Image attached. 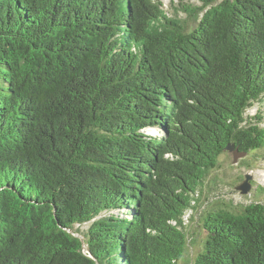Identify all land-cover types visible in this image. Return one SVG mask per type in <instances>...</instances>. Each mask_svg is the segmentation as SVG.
Masks as SVG:
<instances>
[{
	"label": "trees",
	"instance_id": "16d2710c",
	"mask_svg": "<svg viewBox=\"0 0 264 264\" xmlns=\"http://www.w3.org/2000/svg\"><path fill=\"white\" fill-rule=\"evenodd\" d=\"M212 2L189 29L159 0H0V264L180 259L205 173L264 148V0ZM200 225L193 264H264V204Z\"/></svg>",
	"mask_w": 264,
	"mask_h": 264
},
{
	"label": "rangeland",
	"instance_id": "374dc122",
	"mask_svg": "<svg viewBox=\"0 0 264 264\" xmlns=\"http://www.w3.org/2000/svg\"><path fill=\"white\" fill-rule=\"evenodd\" d=\"M159 1L168 15H177L184 19L190 29L194 21L186 17L185 13L181 11V7L183 4L201 6L206 0ZM212 1L206 8L221 0ZM259 110H261V105L254 102L245 110L244 115L252 116ZM246 175L250 176L248 180L250 189L248 193L242 194L238 187L245 181ZM197 199L195 211H186L184 230L187 235V243L182 256L175 264H193L196 255L201 251L205 235L200 225V217L206 211L218 208L240 211L243 206L251 202L264 204V148L247 151L236 161L233 160L232 151H223L219 155L216 165L205 173L199 186ZM86 226L87 224H83L78 228L83 231Z\"/></svg>",
	"mask_w": 264,
	"mask_h": 264
},
{
	"label": "water",
	"instance_id": "95a60500",
	"mask_svg": "<svg viewBox=\"0 0 264 264\" xmlns=\"http://www.w3.org/2000/svg\"><path fill=\"white\" fill-rule=\"evenodd\" d=\"M226 150L232 151L233 154V160L236 161L239 157H242L245 154V151H239L237 148H234L232 144H227ZM250 179L249 175H246L245 181L239 185V190L242 194L248 193L250 189V184L248 180Z\"/></svg>",
	"mask_w": 264,
	"mask_h": 264
},
{
	"label": "bare ground",
	"instance_id": "6f19581e",
	"mask_svg": "<svg viewBox=\"0 0 264 264\" xmlns=\"http://www.w3.org/2000/svg\"><path fill=\"white\" fill-rule=\"evenodd\" d=\"M151 132H154V131H151Z\"/></svg>",
	"mask_w": 264,
	"mask_h": 264
}]
</instances>
